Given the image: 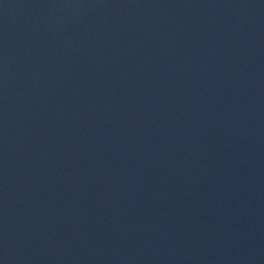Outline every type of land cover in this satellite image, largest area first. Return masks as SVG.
<instances>
[{
	"label": "water",
	"instance_id": "obj_1",
	"mask_svg": "<svg viewBox=\"0 0 264 264\" xmlns=\"http://www.w3.org/2000/svg\"><path fill=\"white\" fill-rule=\"evenodd\" d=\"M0 264H264V0H0Z\"/></svg>",
	"mask_w": 264,
	"mask_h": 264
}]
</instances>
